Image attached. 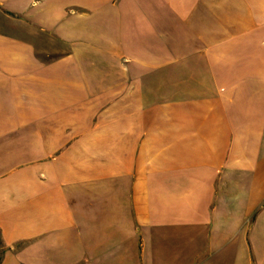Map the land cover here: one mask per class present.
Listing matches in <instances>:
<instances>
[{
  "label": "crops",
  "instance_id": "obj_1",
  "mask_svg": "<svg viewBox=\"0 0 264 264\" xmlns=\"http://www.w3.org/2000/svg\"><path fill=\"white\" fill-rule=\"evenodd\" d=\"M0 15L1 264H264V0Z\"/></svg>",
  "mask_w": 264,
  "mask_h": 264
},
{
  "label": "rangeland",
  "instance_id": "obj_2",
  "mask_svg": "<svg viewBox=\"0 0 264 264\" xmlns=\"http://www.w3.org/2000/svg\"><path fill=\"white\" fill-rule=\"evenodd\" d=\"M3 20L4 18L0 15V29H3ZM37 46L42 49L45 53H56L54 50L51 49V47H49L48 45H46L43 42H37L36 43ZM52 51V52H51ZM0 256H1V252H0Z\"/></svg>",
  "mask_w": 264,
  "mask_h": 264
},
{
  "label": "trees",
  "instance_id": "obj_3",
  "mask_svg": "<svg viewBox=\"0 0 264 264\" xmlns=\"http://www.w3.org/2000/svg\"><path fill=\"white\" fill-rule=\"evenodd\" d=\"M2 256L0 257V264H1Z\"/></svg>",
  "mask_w": 264,
  "mask_h": 264
}]
</instances>
